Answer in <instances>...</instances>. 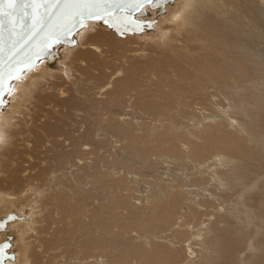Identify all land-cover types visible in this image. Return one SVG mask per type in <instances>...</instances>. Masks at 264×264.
I'll return each mask as SVG.
<instances>
[{
    "label": "rangeland",
    "instance_id": "rangeland-1",
    "mask_svg": "<svg viewBox=\"0 0 264 264\" xmlns=\"http://www.w3.org/2000/svg\"><path fill=\"white\" fill-rule=\"evenodd\" d=\"M194 5L163 43H96L9 124L30 264H264V0Z\"/></svg>",
    "mask_w": 264,
    "mask_h": 264
},
{
    "label": "water",
    "instance_id": "water-1",
    "mask_svg": "<svg viewBox=\"0 0 264 264\" xmlns=\"http://www.w3.org/2000/svg\"><path fill=\"white\" fill-rule=\"evenodd\" d=\"M174 0H106L94 9L99 15L81 19L78 13L83 6L67 0H24L17 5L5 3L0 16V110L8 103L6 96L14 90L12 83L35 65L57 62L59 45H74L75 36L89 21L101 22L119 37L151 32L156 18L164 15ZM149 6L148 9H144ZM16 7L15 15H8ZM148 12H153L152 16ZM20 82V81H19ZM18 218L11 211L0 216V264L16 259L14 235L9 223Z\"/></svg>",
    "mask_w": 264,
    "mask_h": 264
},
{
    "label": "bare ground",
    "instance_id": "bare-ground-1",
    "mask_svg": "<svg viewBox=\"0 0 264 264\" xmlns=\"http://www.w3.org/2000/svg\"><path fill=\"white\" fill-rule=\"evenodd\" d=\"M198 2L199 0H174L173 4H171L170 6H167V9L164 15L157 17L155 19L156 24L152 26L153 29L151 32H147V33L145 32L144 34H137V36L134 34V35L126 36V37H119L116 33H114L113 31H110L106 26L101 25V22L99 20L97 21L94 20V21H89V22L84 23V27L81 30H79V32L75 36V38L77 39V43H75L73 46L72 45L71 46L70 45H59L54 48V50L58 53V56L56 59L57 62L48 64L46 62L44 63L45 60H43L42 63L35 65L34 68L26 71L24 75H22L20 78H18V80H15L12 83L14 90L11 92V89H10V93L7 94L6 99H5V102L8 101V103H6V105L4 106V109L2 108L0 110V155H1V151L5 149L4 148L5 145L11 143L10 138H14V135L15 134L17 135L18 133L17 132L18 130H15L17 126L10 127L9 124L12 125L18 119V117H20L21 115L23 116L22 112L23 110L26 109V104L28 103L27 101L28 100L30 101L31 95L34 94L32 98L36 96L38 99H41L43 97L44 98L50 97L51 99L50 95L52 94H46L45 91L48 89V87H52V86L53 87L56 86L55 89L58 92L59 96L63 95L64 91H66L65 85H63L64 83L60 82L62 87H58L59 83L55 85L54 84L55 82H53L51 78H53V80H56V81H60V80L65 81V79L62 76L63 73L67 74L69 73V70L72 73V69L76 66V64L79 65L80 67H83V65L87 63V61L92 56L91 50L95 49L99 51L100 46L98 47L96 43H98L99 45L104 43L110 46L112 45L116 46V44H118L117 39H126V38H129L130 36L140 38V37L147 36V35H150V37H152L151 41H153V43H159V44L163 43L164 38H166L168 32L170 31V28L172 27V26H167L166 24L171 23L172 25L174 22L178 20H181V24L182 22L188 21L190 19V12H191V15L194 14V6H195L194 4ZM206 4H207V0H206ZM201 7H202L201 9H206V6L204 5H201ZM148 8L149 6H146L144 9L146 10ZM152 14L153 12H148V15L152 16ZM96 24L104 27L105 29L99 28ZM156 34L158 35L156 36ZM119 72L120 71L118 72L116 71L114 74L116 75ZM109 84L111 85V83H108V85ZM105 87L107 88L108 86H104L103 89ZM8 139H9V142H8ZM5 151H7V149ZM1 156H3V154ZM2 158H0V161L2 160ZM3 166H4V161L0 162V179L2 177V169L4 168ZM31 190L32 189L30 187L26 190L23 189L21 192H16V193L1 194L0 192V216H5L11 211L15 212L18 215V218L11 221V223H9L8 225V228L11 230V232L14 235L13 243H14L15 255H16V259L13 260L12 262H8L9 264H28L29 263L28 255L30 254L29 252H31V250L28 252V247H25L26 238L23 237L24 236L23 232H25L26 229L29 227L30 220L32 218L29 215L30 214L32 215L34 211L30 212V209H31L30 207H32L31 206L32 204H30L31 203L30 201L25 203V205L19 204L20 206H18V201L20 199H23L26 202L27 197L25 200L24 198L25 194L28 191L31 192ZM29 200H33V198ZM26 224L28 225L27 227H26ZM4 236H5V232L1 231L0 239H2V237Z\"/></svg>",
    "mask_w": 264,
    "mask_h": 264
},
{
    "label": "snow or ice",
    "instance_id": "snow-or-ice-1",
    "mask_svg": "<svg viewBox=\"0 0 264 264\" xmlns=\"http://www.w3.org/2000/svg\"><path fill=\"white\" fill-rule=\"evenodd\" d=\"M22 2H24V0H0V16L4 15L3 5L5 3L18 6ZM67 2L83 6L84 10L80 11L78 15L80 16L81 19H84V18H92L94 16L99 15L98 11H95L94 9L98 7H102L106 3V0H67ZM15 14H16V7H12L8 15L11 16Z\"/></svg>",
    "mask_w": 264,
    "mask_h": 264
}]
</instances>
